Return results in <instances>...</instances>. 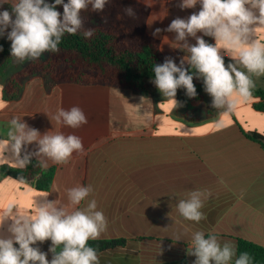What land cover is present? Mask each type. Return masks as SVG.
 I'll list each match as a JSON object with an SVG mask.
<instances>
[{"label": "crops", "instance_id": "obj_1", "mask_svg": "<svg viewBox=\"0 0 264 264\" xmlns=\"http://www.w3.org/2000/svg\"><path fill=\"white\" fill-rule=\"evenodd\" d=\"M136 1L149 8L146 30L159 41L164 61L170 57L179 66L188 53L175 48L176 33L163 29L177 17L187 19L198 13L201 5L181 10L182 0ZM13 2L3 4L0 11L11 12ZM254 11L258 16V10ZM156 28L162 31L153 36ZM197 35L208 37L202 32ZM2 37L11 43L7 32ZM252 39L264 43V27ZM188 42L194 45L196 40L188 37ZM220 54L225 66L234 63L226 50L221 49ZM16 72L0 70V220L9 206L13 214H34L36 204L66 203L67 189L90 185L93 191L79 207L83 209L95 199L97 210L105 215L107 229L98 239L126 240L123 247L99 255L100 264H194L196 257L189 251L196 231L204 232L205 238L216 234L221 245L230 242L235 250L238 238L264 248V150L248 138L252 133L264 137V111L256 108L260 98L245 101L234 95L236 107L221 116L207 92L203 103L189 110L178 93L175 99L180 106L174 108L154 84L151 95L143 97L129 89L107 86L68 84L71 88L65 90L64 85L36 76L24 81L19 97L7 99L4 87ZM253 79L264 89V76ZM66 94L69 108L79 106L88 117V123L78 129L52 119L64 108ZM82 94L85 99L80 106L77 100ZM13 115L41 136L61 132L83 140L85 155L74 153L64 164L48 162L47 168H55L48 191L37 189L32 180L20 183L1 171L24 169L13 163L17 156L11 143L7 145ZM36 151L37 142L25 144L19 158ZM37 160L32 156L31 161ZM193 190L211 193L201 208L205 218L198 223L184 219L177 209L179 200ZM13 222L11 217L3 221L0 236L11 235L8 229ZM174 225L183 227L180 233L174 234ZM32 246L47 253L51 261L50 239Z\"/></svg>", "mask_w": 264, "mask_h": 264}, {"label": "clouds", "instance_id": "obj_2", "mask_svg": "<svg viewBox=\"0 0 264 264\" xmlns=\"http://www.w3.org/2000/svg\"><path fill=\"white\" fill-rule=\"evenodd\" d=\"M109 2L68 0L65 3L64 0H54L49 4L45 0H14L10 3L11 12L0 11V36L7 32V39L11 41V57L16 62L35 61L46 52H58L66 33L75 35L84 29L83 36L90 39L96 29L84 28L82 11L89 10L91 6V11L101 13ZM7 3L9 0H0V7ZM197 3L201 5L198 13L193 12L187 19L177 17L163 29L176 33L175 48L188 55L180 60L179 66L170 57H166L162 64L154 65L153 83L164 97L172 101L174 108L180 106L175 99L177 89H186V95L194 98L197 91L193 74L184 67L187 63L198 78H203L204 89L212 97V107L222 116L236 107L237 102L232 99L234 95L245 101L251 99L256 87L253 77L264 76V43L252 39L256 37L257 29L264 27V0H182L178 6L183 10L194 8ZM57 5L63 6L62 15L56 10ZM254 10H258V16ZM124 13L128 17H136L132 7L125 8ZM161 31L156 28L153 36ZM198 32L213 37L216 43H207L197 35ZM188 37L194 38L196 43L190 44ZM221 49L226 50L234 63L225 66ZM52 119L72 129L88 123L87 115L76 105L60 108ZM9 125L7 145L11 143L17 156L13 163L20 168H26L32 156L38 158L41 168H47L49 161L64 164L74 153L86 154L82 138L75 134L48 132L41 136L21 117L11 118ZM34 141L38 144V151L19 158L22 146ZM92 191L90 185L69 188L66 190V203L57 200L36 204L34 214H13V207L9 206L0 225L8 217L14 222L8 229L11 235L0 236V264H100L98 251L89 245V241L97 240L106 231L107 219L102 211L97 210L95 199L83 209L79 207ZM210 196L206 190L190 191L187 198L177 204L179 214L198 223L205 218L201 208ZM49 239L52 242L49 249L53 253L51 261L46 258L47 253L32 246ZM17 244L18 248L14 246ZM190 249L189 254L196 257L194 264H232L236 257L233 244L221 245L216 234L209 233L205 238L202 231L193 234ZM234 264H252V258L247 252H242Z\"/></svg>", "mask_w": 264, "mask_h": 264}, {"label": "trees", "instance_id": "obj_3", "mask_svg": "<svg viewBox=\"0 0 264 264\" xmlns=\"http://www.w3.org/2000/svg\"><path fill=\"white\" fill-rule=\"evenodd\" d=\"M64 2L67 3L68 0ZM127 7L133 8L136 13L135 18L125 15L124 9ZM56 10L63 14L62 5H57ZM148 15L149 8L136 0H110L101 13L91 11L89 6V10L82 11L81 16L84 20V28L96 29L95 34L90 39H86L83 36L84 29L75 35L66 33L58 46V52H48L46 59L31 61L7 79L4 87L5 98L19 97L24 81L36 76L56 85L116 87L149 97L151 84H154L155 79L153 67L162 64L164 59L159 41L147 33ZM205 41L213 44V37L208 36ZM0 47H2L0 70L3 72L15 60L10 53L11 43L6 42L2 36H0ZM187 69L189 74H193L197 95L194 98L188 97L184 88L177 89V93L187 108L194 110L203 103L206 91L203 78H198L195 70L189 65ZM252 96L261 99L256 104V108L264 111V89L256 86ZM13 117L17 116L13 115ZM248 138L258 142L264 150L263 136L252 133ZM1 171L20 183L32 180L35 187L42 191L51 188L55 175L54 167L41 168L37 161H31L22 170L1 168ZM125 242V239H97L90 240L89 245L97 249L98 255H101L117 247H123ZM59 250L60 248H57V251ZM242 252L250 255L252 264H264V248L238 238L236 257Z\"/></svg>", "mask_w": 264, "mask_h": 264}, {"label": "rangeland", "instance_id": "obj_4", "mask_svg": "<svg viewBox=\"0 0 264 264\" xmlns=\"http://www.w3.org/2000/svg\"><path fill=\"white\" fill-rule=\"evenodd\" d=\"M47 57H48V52L44 53L39 59L44 60V59H46ZM30 62H31V60H29V61H25L24 63H18V62H16L15 64L11 65V66L8 68V70H9L10 72H16V71H18L20 68L24 67L25 65H27V64L30 63ZM74 87H75V86H74ZM63 88H64L65 90H67L68 88H71V87H70V85H64ZM75 88H76V87H75ZM84 99H85V94L80 95V98L77 100V102H79L80 106L83 105ZM69 105H70L69 95L66 94V97H65V101H64V105H63V107H64L65 109H67V108H69ZM200 111H201V109H200ZM173 229H174V234H175V233L177 234V233H180V231L183 229V227H182V226H179V225H174V228H173Z\"/></svg>", "mask_w": 264, "mask_h": 264}]
</instances>
